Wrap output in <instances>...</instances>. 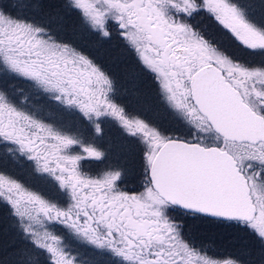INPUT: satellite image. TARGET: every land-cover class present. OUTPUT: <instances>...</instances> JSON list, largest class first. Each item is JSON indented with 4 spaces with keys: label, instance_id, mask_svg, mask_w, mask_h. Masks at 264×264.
Masks as SVG:
<instances>
[{
    "label": "snow or ice",
    "instance_id": "snow-or-ice-1",
    "mask_svg": "<svg viewBox=\"0 0 264 264\" xmlns=\"http://www.w3.org/2000/svg\"><path fill=\"white\" fill-rule=\"evenodd\" d=\"M114 36L189 127L117 101L92 51ZM49 101L79 114L77 132L37 115ZM105 120L139 137L141 171L99 166ZM20 157L45 190L13 174ZM208 225L239 233L246 259L202 251ZM66 238L94 264H264V24L238 0H0V264H77Z\"/></svg>",
    "mask_w": 264,
    "mask_h": 264
},
{
    "label": "rangeland",
    "instance_id": "rangeland-1",
    "mask_svg": "<svg viewBox=\"0 0 264 264\" xmlns=\"http://www.w3.org/2000/svg\"><path fill=\"white\" fill-rule=\"evenodd\" d=\"M82 38L84 39V37H82ZM108 48H110V49L104 51L103 55L107 59H109V57H113V59H115V60H114V62H112V64L114 66H116L117 65L116 62L117 63L120 62L121 66H123V69H124L125 63H124L123 59H121V56H117V50L112 46H109ZM94 50H96V49H94ZM97 50L101 51V48L97 49ZM110 61H112V60L110 59ZM110 73L113 76L115 82H117V84L122 86L121 91L118 92L116 95L117 101L121 104L124 103L125 105H127L129 103L132 105V106L131 105L130 106L133 109L137 106L136 102L141 104V106L144 109H142V110L139 109L138 111L132 110L133 113L138 115L141 119L145 120L146 122H150V124L153 126L163 128V129H166L168 131H179L180 127H189L190 126L187 123V120L185 117L176 113L174 109L169 107L162 100V97L157 93V90H156L157 85L154 82V79H153V76L151 73L143 72V75L142 74H140V76L136 75V77H134V74L132 75V73L126 74V71L124 72L125 74H122L123 71H120L119 75L114 70H112ZM150 91L153 92L152 96L155 99L154 102L157 101L156 99H158L159 103L161 102L164 104L163 107L167 111V114L165 111L163 113L159 108H157V106L149 104L152 101L151 100L152 96H151ZM25 103H29V100L25 99ZM31 103L39 106L43 102L40 99H36V100H32ZM163 107L160 106V108H162V110H164ZM60 111H66V112L70 113V111L64 109L63 107H53V106L51 107L48 104L42 111L38 112L37 115L40 118H42L43 120L46 116L47 117L50 116V118H49L50 122L52 124L54 123L55 126L59 127L63 131L72 132V133L77 132V130H78L77 126L72 127V126L65 125L66 119H64V116H62L60 118V116L58 114ZM71 113H76V112L72 111ZM44 121L46 122V120H44ZM72 124H73V119H72ZM101 127H102L103 131L100 135L95 136V143L100 147V149L102 151L105 152V157H104L103 161L98 162V164L100 167L104 166V167L109 169L110 165L116 164V162H118V160H120L121 155H123V153H125L127 151H126L125 147L120 146L121 139H120V137L116 136V134H115V130H117L118 124H115L111 120H105V122L101 125ZM87 132H88L87 135L89 138L88 140H91L92 136L94 135V133L92 132V129L89 128ZM207 138L210 141L214 140V135L209 134V136ZM137 139L139 142L138 143L139 150L141 152V148L143 145H142V142L140 141L139 137H137ZM95 143L90 144L88 146L89 147H96ZM126 157L128 159L127 162L130 163L131 166L133 167L134 164L132 161H133L134 155L128 151ZM17 162H18V160H17ZM21 165L25 166V168H26L25 171H27V169L29 167H31V168H33L34 174H37L40 177H43L42 174L35 171L34 165H31V162L26 161L23 157L19 158V166H21ZM130 170L128 169V173H131V175L136 173V170L134 171L133 168H130ZM42 189L45 190L46 187L43 188L41 186L38 188H36V187L34 188V190H37V191H42ZM236 233L237 232L227 233L226 230H223V231H221V230L216 231L215 230L212 235L215 239H217V241L223 240V241L228 242L230 240V235H232L233 238H237ZM70 240H76L79 243L83 242V241L77 240L75 238H66L65 243L67 241H70ZM85 244H87V243H85ZM87 247L90 250H92L89 245ZM85 251H86V249H85ZM85 251L83 253H86ZM77 264H94V263L82 261L80 263L77 262ZM112 264H122V262L117 260L115 262H112Z\"/></svg>",
    "mask_w": 264,
    "mask_h": 264
},
{
    "label": "trees",
    "instance_id": "trees-1",
    "mask_svg": "<svg viewBox=\"0 0 264 264\" xmlns=\"http://www.w3.org/2000/svg\"><path fill=\"white\" fill-rule=\"evenodd\" d=\"M238 3L241 5V7H243L247 11V13L249 14V16L255 22L260 23V24H264V0H238ZM200 27L202 29L203 25H200ZM208 31L210 32V38L209 39H212V40L216 41L218 39V37H216L215 34L213 33L210 23H209V26H208ZM67 36H69V34ZM109 46H112V47H114L117 50V56H121V59H123V61L125 63L124 64L125 65V68L124 69H123V66H121L120 62L119 63L116 62L117 65L114 66L112 64V62H114L115 59H113V57H109V60L108 61L110 63L108 65H104V66L108 70L110 69L109 70L110 72L112 70H114L119 75V72L120 71H123L122 74H125L124 72L126 71V74H131L132 73V75L134 74V77H136V75H137L136 73L137 72H139V75L138 76H140V74L143 75V72H145V71L142 68H140V66L135 61V59H134L133 56L128 55L125 58V54L121 51L122 46L120 45L119 40H118L117 37H114L112 40L108 41L107 44L104 45L105 50L110 49V48H108ZM110 59L112 61H110ZM117 85H118L119 92H120L121 89H122V86L119 85V84H117ZM152 94H153V92H151V96H152ZM151 100L152 101L149 103L150 105L157 106V108H159L163 113L165 111L166 114H167V111L163 107L164 106L163 103H161V102L159 103L158 102V99H156L157 101L154 102L155 99H154L153 96H152V99ZM48 104L51 107L52 106L53 107H56L54 105V102H51L50 101ZM136 104H137V107L138 108L139 107H142L141 104H139L137 102H136ZM123 105L126 107L127 110L133 112L132 110H134V109L131 107L132 106L131 104L128 105L131 109L127 105H125L124 103H123ZM160 106H162L164 110H162V108H160ZM58 114H59L60 118L62 116H64V119H66V120H69L70 118L73 117V122H76L78 125H79V123H82V121H80V119H79V115L78 114L72 115V117L66 111H60ZM49 118H50V116H48V117L46 116L44 118V120L50 122V119ZM148 123H150V122H148ZM50 124H52V123L50 122ZM78 125H76V126L78 127ZM119 129L120 128L117 127V130H115V134H116V136L120 137L121 142L122 143L123 142H131V140H122V138L126 134L124 133V131L121 133V131ZM85 138L87 140L89 139L87 133H86V137ZM138 143H139L138 142V139L136 141H134V143L133 142L130 143V146L133 147V148H135L134 150H136L135 152H131L134 155V158H133V161H132L133 164H134L133 167L126 160H124V164H123V166H121L123 169H127V171H125L126 174H127L126 177L128 175H131V173H128V169L130 170V168H133L134 171L136 170V173L138 171H141V167L140 166L142 164V158H141V152L139 150ZM17 163H18L17 164V168H16V170H15V172L13 174L18 176V174H20L25 169V166L24 165L19 166V159H18V162ZM29 169L33 172V168L29 167ZM35 175L38 178H43V177L38 176L37 174H35ZM132 184L136 185L135 183H132ZM38 187H41V186H37L36 188H38ZM135 187L136 186H132V187H129V188H135ZM42 191H43V189H42ZM208 226H210L211 228H208L207 227L206 230L204 232H202L199 235V238H198V246L201 248L202 251H205V252L208 253V255L215 256V257H223V256H226V255L232 254V255L238 257L241 260L246 259L242 255V252L244 250L243 249V238L241 237V235L239 233H236V236H237L238 239L237 238H233V236L230 235V240L228 242L223 241V240L217 241V239H215L213 237V235H212L215 230L216 231L226 230L227 233L235 232V231L233 229H231V228L216 227V226H213V225H208ZM82 243H79L76 240H70V241H67L66 242V244L71 248L72 253L73 254H77V255L78 254L79 255L82 254L85 251V249H86L85 252L90 251V249L87 247L88 245L85 244L84 242H82ZM115 261H117V259H112L111 262H110V264H112V262H115ZM86 262H93L94 263V261H92V260L86 261Z\"/></svg>",
    "mask_w": 264,
    "mask_h": 264
},
{
    "label": "bare ground",
    "instance_id": "bare-ground-1",
    "mask_svg": "<svg viewBox=\"0 0 264 264\" xmlns=\"http://www.w3.org/2000/svg\"><path fill=\"white\" fill-rule=\"evenodd\" d=\"M103 48H104V46H103ZM103 48H101V51L105 50V48H104V50H103ZM96 52L98 54H100L98 51H96ZM139 109L142 110L144 108L143 107H139L138 108L137 106L134 108L135 111H138ZM65 123H66L67 126H72V127H76V125H78L76 122H73V124H72V119L71 118H70V120H65ZM120 146L125 147L127 152H125V153H123V155H121L120 160H118V162H116V164L110 165V168L117 169L118 167L123 166L124 160H126V161L128 160L127 157H126L128 151L129 152H135L136 151V150H134L135 148L130 146V142H123V143L120 142ZM102 168H104L105 170L108 169V168H106L104 166H102ZM25 170H26V168L20 174H18V177L20 179H22L26 184H28V186L32 187L33 189L35 187H37V186H42L43 188L47 187V182L45 181L44 178H38L29 168L27 169V171H25ZM122 171L123 172L127 171V169H123ZM207 227L211 228L210 226H207ZM73 255L76 256L77 262H79V263L82 262V261H90V260L94 261V257L92 255V250H90V251H88L86 253H82L80 255L79 254L78 255L77 254H73Z\"/></svg>",
    "mask_w": 264,
    "mask_h": 264
},
{
    "label": "flooded vegetation",
    "instance_id": "flooded-vegetation-1",
    "mask_svg": "<svg viewBox=\"0 0 264 264\" xmlns=\"http://www.w3.org/2000/svg\"><path fill=\"white\" fill-rule=\"evenodd\" d=\"M191 23L193 24V26L194 27H196L197 29H199L200 31H202L208 38H210V32L208 31V26H209V22H208V20L207 19H205L204 17H194V18H192V20H191ZM200 25H203V27H202V29H201V27H200ZM115 37V36H114ZM113 37V38H114ZM67 40H69V41H74V42H77V43H82L83 42V40H90L91 38H89V37H84V39L83 38H80L79 40H77V38L74 36L73 37V35H71V34H69V36H67L66 35V37H65ZM107 42L108 41H106L105 43H104V45L105 44H107ZM103 50H104V48H103ZM93 51V54L96 56V58L98 59V61L99 62H101V63H103L104 65H108L110 62L108 61L109 59H107L104 55H103V52L105 51H98L97 49L96 50H92ZM96 51H98L100 54H98ZM96 52V53H95ZM117 91H119V90H117ZM115 124H117L116 122H115ZM118 126L120 127V125L118 124ZM122 140H131V142L130 143H134V141H136L137 140V137H130L129 135H125L123 138H122ZM117 170H120V171H122L123 170V168L122 167H118V169ZM123 172V171H122ZM124 174L125 175H127L126 174V172L124 171ZM132 186H136V185H134V184H126L125 185V187H132Z\"/></svg>",
    "mask_w": 264,
    "mask_h": 264
}]
</instances>
